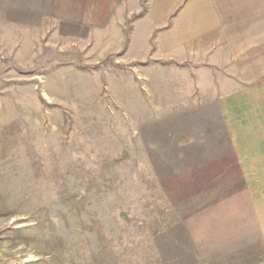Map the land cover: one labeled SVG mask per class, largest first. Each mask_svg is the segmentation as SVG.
<instances>
[{"label": "rangeland", "instance_id": "rangeland-1", "mask_svg": "<svg viewBox=\"0 0 264 264\" xmlns=\"http://www.w3.org/2000/svg\"><path fill=\"white\" fill-rule=\"evenodd\" d=\"M137 17L0 0V264H264V242L210 238L242 186L221 75L131 49Z\"/></svg>", "mask_w": 264, "mask_h": 264}, {"label": "crops", "instance_id": "crops-1", "mask_svg": "<svg viewBox=\"0 0 264 264\" xmlns=\"http://www.w3.org/2000/svg\"><path fill=\"white\" fill-rule=\"evenodd\" d=\"M40 4V1H39ZM55 20L94 29L132 14L131 49L199 62L221 75L216 110L241 187L212 206L214 233L231 247L264 242L263 0H44ZM143 43V44H142Z\"/></svg>", "mask_w": 264, "mask_h": 264}]
</instances>
